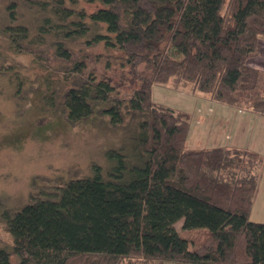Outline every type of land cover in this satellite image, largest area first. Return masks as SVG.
Here are the masks:
<instances>
[{"label": "trees", "instance_id": "16d2710c", "mask_svg": "<svg viewBox=\"0 0 264 264\" xmlns=\"http://www.w3.org/2000/svg\"><path fill=\"white\" fill-rule=\"evenodd\" d=\"M31 1L49 15L33 38L21 23L9 25V38L21 51L22 41L54 33L70 85L53 88L49 104L60 101L71 123L108 114L123 138L107 150V167L48 183L7 215L13 246L0 249V264H264V222L250 218L263 156L187 147L189 113L152 96L153 84L170 82L264 114V69L251 64L264 40V0H87L101 5L90 13L65 0ZM9 6L15 20L16 1ZM80 38L120 52L138 82L131 96L75 58L67 41Z\"/></svg>", "mask_w": 264, "mask_h": 264}, {"label": "rangeland", "instance_id": "374dc122", "mask_svg": "<svg viewBox=\"0 0 264 264\" xmlns=\"http://www.w3.org/2000/svg\"><path fill=\"white\" fill-rule=\"evenodd\" d=\"M12 1H16L17 7L15 20L10 17ZM65 3L88 13L101 6L87 0H65ZM48 15V11L31 0H0V249L13 246L7 226L9 213L20 210L49 184L91 175L94 163L107 167V150L120 146L123 138V129L114 127L108 114L97 112L71 123L60 101L55 106L47 101L53 88L59 94V90L62 93L70 85L64 78L70 64L54 54V33L46 34L42 42L22 41L21 51L12 47L9 25L26 24L32 36ZM51 17L55 23V16ZM99 30L104 32L102 24ZM67 42L76 59L85 56L88 70L109 78L120 95L131 96L138 82L126 66L120 65L119 51L105 47L103 42L87 45L85 38ZM251 64L264 69V40L261 53ZM47 77L55 82L49 84ZM152 96L158 103L189 113L187 147L238 145L250 147L264 158V142L254 112L243 115L240 108L211 100L200 92L176 89L170 82L153 84ZM224 107L233 112L223 113ZM258 174L260 192L252 215L264 218V162ZM182 223V219L175 223L179 231ZM194 233L189 236L199 237L200 232ZM11 260L17 263L19 258L11 255Z\"/></svg>", "mask_w": 264, "mask_h": 264}, {"label": "crops", "instance_id": "0c3cea01", "mask_svg": "<svg viewBox=\"0 0 264 264\" xmlns=\"http://www.w3.org/2000/svg\"><path fill=\"white\" fill-rule=\"evenodd\" d=\"M209 98V97H208ZM210 99V98H209ZM211 100H213V99H211ZM216 101V100H215ZM219 102V101H218ZM222 103V102H221ZM223 104H225V103H223ZM228 105V104H227ZM231 106V105H230ZM233 107H235V106H233ZM226 108H228V107H226ZM225 107L223 108L224 110V112L223 113H225V114H227V115H230L231 114V112H233L231 109H226ZM238 108V107H237ZM240 109H242L243 111H242V114L243 115H245V114H253V113H251V112H253V111H251V110H247V109H243V108H240ZM255 114H257V116L258 117H256V121H257V124L259 125V127H260V132H261V139H262V141L264 142V114H262V113H257V112H254ZM249 116V115H248ZM241 127V124L240 125H238V129H241L240 128ZM232 146H235V147H242V146H238V145H232ZM243 148H246V147H243ZM248 149H250V147H248ZM251 150H253V149H251ZM255 151V150H254ZM259 192H260V187H259V184H258V189H257V193H256V196H255V199H254V202H253V206H252V209H251V213H250V218L252 219V220H254V221H261V222H264V220H262V219H264V218H257V217H255V216H253L252 214H253V212H254V210H255V206H256V202H257V200H258V197H259Z\"/></svg>", "mask_w": 264, "mask_h": 264}]
</instances>
